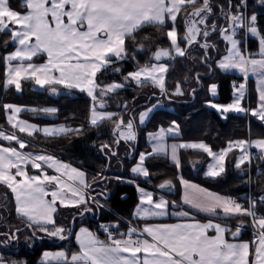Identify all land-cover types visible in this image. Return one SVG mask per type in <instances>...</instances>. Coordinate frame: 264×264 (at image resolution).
Returning a JSON list of instances; mask_svg holds the SVG:
<instances>
[{
  "label": "snow or ice",
  "instance_id": "obj_1",
  "mask_svg": "<svg viewBox=\"0 0 264 264\" xmlns=\"http://www.w3.org/2000/svg\"><path fill=\"white\" fill-rule=\"evenodd\" d=\"M258 12L250 0H21L22 7H13L12 0H0V47L4 49L6 64L4 87H14L22 92L25 82L45 88L54 94L61 90L72 93L86 92L91 98L87 125H39L21 118L22 112L55 114L56 107H30L16 103H4L7 122L14 131L0 130V137L14 141L19 147L0 144V183L14 195L15 211L22 227L4 225L0 232V247L11 246L23 238L25 241L52 237L61 241L72 237L77 249L59 248L44 250L41 264H264V195L245 197L241 203L236 197L213 191L208 187L179 176L183 186V202L192 211L170 212L179 207L176 201L163 194L175 187L172 178L163 179L155 190L141 186L137 180L121 182L135 184L140 203L132 216L139 220L175 216V223H144L135 226L121 219L101 222L98 231L83 223L86 215H96L108 208L112 193L104 187L99 193L93 185H107L110 177L105 172L111 168V159L119 156L121 141L131 144L138 139V127L151 118L163 101L172 102L174 96L189 94L193 99L198 89L207 90L210 97L204 105L214 109L221 118L229 119L230 113H245L260 122L264 128V0H257ZM190 9V11H189ZM218 10V11H217ZM211 21V23H209ZM222 21V23L218 22ZM180 22L183 35L178 36ZM148 26L166 29L156 34L141 32ZM219 34L226 41L224 55H212L218 45L210 38ZM169 41L164 47L155 43L159 36ZM249 36L258 38V50L247 48ZM151 51L150 60L155 63L139 64L134 70L122 75V80L106 82L105 73L122 70L114 65L129 58H136V51ZM11 47V50L9 48ZM199 50L203 54L191 55ZM41 54L47 59L34 62ZM207 69L212 77L217 73L238 71L243 79L233 81V98L230 102H217L219 83L205 85L203 73L196 71L191 78L184 77L185 88L177 81L172 88L166 83L169 63L163 58L187 59ZM212 63H209V61ZM257 81L256 105L245 106L248 96V78ZM130 83L143 87H157L159 98L155 103L141 106L142 110H129L135 104L123 100L117 104L120 111H108V100ZM155 96L156 93H153ZM110 122L111 140L93 141V145L109 161L94 174H90L84 161L76 164L46 152L27 151L32 141L17 132L33 136L83 135L88 127L101 128ZM104 135L98 132L97 136ZM151 151H141L131 167V172L147 181L153 179L148 161L155 156L169 157L177 170L181 167V149L203 151L212 158L205 175L212 180H222L228 173L227 156L233 149L234 167L239 170L245 183L252 182L253 147L255 156L264 164V132L253 138L251 126L247 138L228 140L227 146L214 150L204 139L181 138V122L173 119L155 131L147 132ZM171 140V143H169ZM136 150L130 148L126 155ZM195 166V162H193ZM31 167L40 174H34ZM49 169L54 170L50 174ZM256 175L264 177V169L256 166ZM264 192V180L260 181ZM7 199V193L4 194ZM127 193H121V199ZM69 208L75 215L59 216L61 208ZM207 214L201 220L193 214ZM248 217V220L239 219ZM77 218L81 223L77 230ZM236 220L235 224L229 223ZM254 229V240L240 239L247 225ZM31 232V236H22ZM41 234V235H38ZM212 233V234H210ZM0 264H29L26 259L6 258L0 252Z\"/></svg>",
  "mask_w": 264,
  "mask_h": 264
},
{
  "label": "trees",
  "instance_id": "obj_2",
  "mask_svg": "<svg viewBox=\"0 0 264 264\" xmlns=\"http://www.w3.org/2000/svg\"><path fill=\"white\" fill-rule=\"evenodd\" d=\"M217 2H223V0H217ZM252 5L255 6L254 1H250ZM13 7L21 8V0H12ZM256 11H260L261 8L255 6ZM190 11V9H189ZM218 11V10H217ZM178 36L183 35V23L180 22ZM166 29H159L155 26H148L144 29V32L139 34L142 37L145 33L156 34L157 32H164ZM217 45L225 43L223 38L217 33L210 38ZM155 43L160 46L168 47L169 41L164 36H159ZM248 50L255 52L258 48V40L256 38H248ZM11 50V47L9 48ZM151 48L149 51H136L130 46V51H136L135 59H127L119 61V64L124 63V69L121 73L113 74L106 82L112 80H122V75L127 74V72L132 71L136 68L137 62L139 64L144 63H155L154 60H150ZM203 53L199 50L194 51L191 55H202ZM4 49L0 47V129H7L9 131H14L12 126L7 122L6 112L3 108L4 103H16L30 107H56L58 112L53 114V117H45L43 114H37L33 112H22L21 118L33 121L40 125H53V124H69L77 125L85 123L87 125V117L89 115V108L91 105V98L86 92L76 90L72 93H68L65 90H61L58 95H53L49 90L38 89L33 86V82H25L22 92H18L14 87H4L6 64L3 60ZM191 55L185 59L181 57H176L174 60L166 61L169 63L168 74L166 76V83L169 88H172L174 84L179 81L183 87L186 89L189 87H196L195 83L185 84L184 77L191 78L193 73L199 71L204 75L201 79L204 81L205 85L212 82L219 83L217 102L227 103L233 98V87L232 82L241 80L242 77L233 73H217L215 77H212L208 73L207 69L198 63H193ZM212 55L217 56L216 50H212ZM221 55V54H219ZM45 60L44 55H40L34 62H39ZM209 63H212L210 60ZM130 87L127 85L126 88L119 90L117 93L112 95L109 99L111 105L123 100L131 101L132 97H136L135 104L131 105L129 110L133 108L138 112L142 110L141 106H146L149 103H155V100L159 98L158 89L151 84H145L143 87L136 85L135 83H130ZM133 86L137 89L135 92ZM133 91V92H131ZM153 93H156L154 96ZM210 97V93L207 90L197 91L196 97L193 99L189 94L183 96H174L173 101L169 102L165 99L164 106L156 109L152 114L150 120L144 127H138V143L137 149L132 154L126 155L125 153L129 151L130 148L135 147V142L128 144L127 142L121 141L119 151V156H114L111 159V168L105 172V175L110 177L107 185L101 183L99 185H93L97 193H99L104 187H108L109 191L112 193L110 199H108V207L101 210V212L94 215L92 218L86 215L83 218V223L90 226L98 231L99 223L119 219L122 215L125 218L132 219V213L134 206L137 203L138 197L136 195L135 186L121 182L117 180L116 177L123 178H133L130 174L131 166L136 162L138 153L141 150H148V146L145 143V133L146 131L156 130L157 126L163 124L167 126L171 120L176 119L181 122V138L183 139H204L207 143L213 146L214 150H219L220 148L227 146L228 140L247 138L249 135V126H251L253 138L256 135L264 132V128H261L260 122L255 118L248 116L246 114H229V119H223L219 114L212 108L204 105V100ZM257 93L253 82H251L250 87V99L249 103L251 106L256 105ZM247 102V101H245ZM109 105L108 109L112 111H120L113 106ZM98 132H104V135L97 136ZM110 132V122H107L101 128L88 127L87 131L80 136L76 135H44L43 133H36L33 136H27L17 132L23 138L32 141L31 144L26 145L25 149L27 151H37V152H48L52 155H56L58 158L72 162L76 164L77 167L80 166L79 161H84L86 168L89 170L90 174H94L101 166L107 164V161L103 154L98 150V148L93 145V141L103 142L104 140H111ZM16 145L15 143H12ZM239 153L237 150H233L228 154V173L222 180H212L204 174V169L206 164L210 161L211 157L208 156L203 151H196L191 149H182V164L181 168L177 170L176 166L170 161L166 156H155L148 161V165L153 175L151 181L141 180L140 178H135L141 185H145L155 190L156 186L162 182L163 179L172 178L175 185V190L171 193H165V195L171 200L181 199V184L179 183V175L182 173L185 178L191 179L199 182L200 184L219 191L223 194H228L236 197L240 201H246L245 197H248V193L251 190L256 196L263 195L264 192L261 191L262 185L261 180L264 177L256 175V166L259 165L261 169H264V164H261L257 158L253 159L252 165V182L251 184L245 183L246 177L240 175L239 170L234 167L235 155ZM197 161L201 166L194 170L192 163ZM117 172H116V171ZM7 193V199H5L4 194ZM121 193H127V197L121 199ZM0 200L3 201L5 205L0 206V232L5 231L4 225H13L22 227V221L15 211L14 195L9 189L6 188L2 183H0ZM70 215H75L74 211L69 208H61L59 216L68 218ZM198 217L207 219L210 218L205 214H198ZM239 219H244L245 217H239ZM81 223V219L77 218V228ZM229 223L235 224L236 220H231ZM122 224V223H121ZM123 226V225H122ZM246 227H250L247 225ZM31 233V232H30ZM252 234V233H251ZM249 229L245 230L243 236L249 237L251 235ZM39 235V234H38ZM23 236V234H22ZM37 241V240H36ZM43 245L36 247L32 250L27 245L29 243H23V247H19L20 242L17 244L18 251H13L11 249H5L4 246L0 247L6 258L15 259H26L29 264H35L38 257L41 255L42 250L53 247H68L75 248L77 244L74 241V237L67 241L61 243H54L47 239H40ZM37 241V242H40Z\"/></svg>",
  "mask_w": 264,
  "mask_h": 264
},
{
  "label": "crops",
  "instance_id": "obj_3",
  "mask_svg": "<svg viewBox=\"0 0 264 264\" xmlns=\"http://www.w3.org/2000/svg\"><path fill=\"white\" fill-rule=\"evenodd\" d=\"M251 1H254V0H251ZM256 6V5H255ZM218 22H220V23H222V21H218ZM211 23V22H210ZM250 37H252V38H256V37H254V36H250ZM257 40H258V38H256ZM257 50H258V48H257ZM256 52V51H255ZM41 55H44V54H41ZM45 56V60L47 59V57H46V55H44ZM222 56V55H221ZM43 60H41V61H39V62H42ZM39 62H36V63H39ZM230 73H233V74H236V75H239V76H241L242 77V74L241 73H239L238 71H234V72H230ZM242 79H243V77H242ZM110 82V81H109ZM251 82H253V84H254V87H255V90H256V93H257V89H256V84H257V81H256V78H255V76L254 75H251L250 74V76H249V78H248V96L246 97V99H245V101H247V102H245L244 101V104H245V106H249L250 105V103H249V94H250V87H251ZM156 87V86H155ZM38 89H44V88H40V87H37ZM157 88V87H156ZM257 99H258V93H257ZM257 99H256V102H257ZM251 106V105H250ZM160 107V106H159ZM154 113V112H153ZM152 113V114H153ZM234 114H240V115H244L245 113H234ZM246 115H248V116H250L249 114H246ZM152 116V115H151ZM23 119V118H22ZM150 120V119H149ZM148 120V121H149ZM30 121V120H29ZM148 121H146L145 122V124L144 125H140V127H144L146 124H147V122ZM33 122V121H32ZM35 123V122H34ZM36 124H38V123H36ZM40 125V124H39ZM53 125H57V124H53ZM0 130H4V131H6V132H12V131H9V130H7V129H0ZM153 131H155V130H153ZM147 132H150V131H146V133ZM146 133H145V143H146V146H148V150H141V151H151V148H150V142H149V138H148V136L146 135ZM12 143H15L14 141H7V140H5L4 138H2V137H0V144H4L6 147L7 146H14V147H19V145H17L16 143V145H13ZM169 143H171V140H169ZM255 148V147H254ZM256 149V148H255ZM26 150V149H25ZM234 150V149H233ZM257 151H258V149H256ZM140 151V152H141ZM46 154H50V153H48V152H46ZM180 155H181V164H182V149L180 150ZM228 157V156H227ZM169 158V157H168ZM137 159H138V156H137ZM136 159V160H137ZM170 159V158H169ZM211 160H212V158L210 159V161L206 164V166H205V169H204V174H205V172L207 171V167H208V164L211 162ZM170 161H171V159H170ZM172 162V161H171ZM195 162V166H193V168H194V170H197L200 166H201V164L199 163V162H197V161H194ZM192 165H193V163H192ZM132 167V166H131ZM181 168V167H180ZM30 172H33L34 174H40L39 172H38V170H34V169H32L31 167H29V169H28ZM49 172H50V174H54V170H52V169H49ZM130 174H131V176L133 177V178H125V180H136L135 178H140L141 180H145L143 177H137L135 174H133L132 172H131V168H130ZM182 174V173H181ZM180 174V175H181ZM179 175V176H180ZM187 179V178H186ZM189 180H191V179H189ZM147 181V180H146ZM193 182H195V183H198V184H200L199 182H197V181H194V180H192ZM124 183H127V182H124ZM127 184H130V185H133V186H135V184H133V183H127ZM141 186H143V187H146V188H148L149 190H153V189H151L150 187H148V186H145V185H141ZM204 186V185H203ZM206 187V186H205ZM135 189H136V195H137V197H138V200H137V203H136V205L137 204H139L140 203V201H139V192H138V190H137V188H136V186H135ZM211 189V188H210ZM175 190V187L173 188V189H171V190H165L164 192H163V194L165 195V193H171V192H173ZM211 190H213V191H216V190H214V189H211ZM223 194V193H222ZM166 196V195H165ZM182 197H183V186L181 185V199L178 201V200H175L176 202H177V204L179 205V207H176V208H174V209H170V212H177V213H179L182 209L184 210V211H192V207L190 206V205H185L184 204V202H183V199H182ZM168 198V197H167ZM169 199V198H168ZM169 200H171V199H169ZM136 205L134 206V209H133V213L135 212V209H136ZM62 208H63V206H62ZM193 214L195 215V216H197V218H199V219H201V220H204L203 218H200V217H198V214H204V213H200V212H193ZM205 215H207V214H205ZM122 218V219H121ZM119 219H121V223H122V225L124 226V227H126L127 225H125L124 224V221L125 220H129V221H131V223L133 224V225H135V226H138V227H142L143 226V224L144 223H158V224H165V223H175L176 222V217L175 216H172V215H169V216H167V217H159V218H149L148 220H144V219H139V220H137V219H135L133 216H132V219H128V218H125V217H123L122 215H120L119 216ZM87 226V225H86ZM88 227H90V226H88ZM92 228V227H91ZM93 230H95V231H97L96 229H94V228H92ZM248 228H244V229H242V232H241V234H240V239H244V240H254V233L253 234H251V235H249V237H247V236H243V233H244V231L245 230H247ZM77 230H78V228H77ZM98 233H99V235H100V237L101 238H105V236H103L99 231H98ZM210 234H212V233H210ZM50 238H52V237H50ZM55 239V238H54ZM58 240V239H57ZM74 241H75V238H74ZM75 243L77 244V242L75 241ZM67 244V246H64L63 248H68V245H69V242L68 243H66ZM77 247H78V245H77ZM77 247H76V249H77ZM59 248H62V247H57V248H53V247H49V248H46L47 250H57V249H59ZM46 249H44V250H46ZM75 248H72V250H76ZM44 250H42V252H41V255L38 257V259L36 260V263L35 264H41V258H42V254H43V252H44ZM0 252H2V250L0 251Z\"/></svg>",
  "mask_w": 264,
  "mask_h": 264
},
{
  "label": "rangeland",
  "instance_id": "obj_4",
  "mask_svg": "<svg viewBox=\"0 0 264 264\" xmlns=\"http://www.w3.org/2000/svg\"><path fill=\"white\" fill-rule=\"evenodd\" d=\"M254 2H255V5L257 6V7H259V8H261V6L257 3V0H254ZM211 21H209V23H210ZM178 26H181L180 24L178 25ZM219 52V54H221V55H224L225 54V51H226V41H225V43H223V44H221V45H218V49H216V52ZM169 62H171V61H169ZM120 62H117L114 66L115 67H118V68H120L121 70H123L124 69V63L123 62H121L122 64H119ZM164 63H166V62H164ZM122 72V71H121ZM120 72V73H121ZM118 74V73H116V72H113L112 71V69L111 68H109L108 69V71L105 73V76H104V79H108L110 76H112L113 74ZM129 87L131 86V85H128ZM132 87H133V89H130V90H133L134 92L137 90V89H135V87L136 86H133L132 85ZM126 88V87H125ZM133 91H131V92H133ZM53 95H58V94H54V93H52ZM119 103H121V100L120 101H117L116 103H115V105L114 104H112L111 105V102H110V100H108V105H107V107L109 106V105H111V106H113V107H115V108H117V109H119L118 107H117V104H119ZM164 106V102L162 103V105L160 106V107H163ZM106 107V110H108V111H112V109H108ZM160 107H158V108H160ZM157 108V109H158ZM45 117H53V114H43ZM30 122H32V121H30ZM34 123V122H33ZM58 125V124H57ZM255 147V146H254ZM253 147V150H252V153L254 154V151H256L257 152V150L255 149ZM253 159H256L254 156H253ZM116 171V170H115ZM117 172V171H116ZM252 173V172H251ZM264 195V194H263ZM258 196V195H257ZM255 194H253V192L250 190V193H248V197H257ZM2 205H5L4 203H3V201L2 200H0V206H2ZM5 206H7V205H5ZM0 210H1V208H0ZM245 220H248V217H245ZM249 226L250 227H245V228H248L249 229V232H250V234L252 233V232H254V229H253V227L249 224ZM39 234V233H38ZM39 235H41V234H39ZM23 236H31V233L30 232H24L23 233ZM45 239V238H44ZM43 239V240H44ZM40 241L39 239H35L34 241H25L23 238H21V240L19 241L21 244H18V246L19 247H23L22 246V244L23 243H29L27 246L30 248V249H32V250H34V249H36V247H40L41 245H43L42 243V241H40V242H37V241ZM4 247V246H3ZM5 249H11V250H13V251H18V248H17V244H15V245H13L12 244V246L11 247H4ZM15 249V250H14ZM0 251H1V248H0Z\"/></svg>",
  "mask_w": 264,
  "mask_h": 264
},
{
  "label": "water",
  "instance_id": "obj_5",
  "mask_svg": "<svg viewBox=\"0 0 264 264\" xmlns=\"http://www.w3.org/2000/svg\"><path fill=\"white\" fill-rule=\"evenodd\" d=\"M166 60H168V58H163L162 62H164V61H166ZM137 143H138V139H137V141H136V145H135V147H134L135 150L137 149ZM91 217H93V216L91 215Z\"/></svg>",
  "mask_w": 264,
  "mask_h": 264
}]
</instances>
